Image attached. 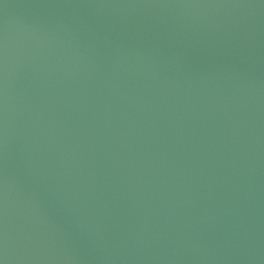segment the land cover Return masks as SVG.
Instances as JSON below:
<instances>
[{"label": "water", "instance_id": "95a60500", "mask_svg": "<svg viewBox=\"0 0 264 264\" xmlns=\"http://www.w3.org/2000/svg\"><path fill=\"white\" fill-rule=\"evenodd\" d=\"M2 264H264V0H0Z\"/></svg>", "mask_w": 264, "mask_h": 264}, {"label": "snow or ice", "instance_id": "6c2138e0", "mask_svg": "<svg viewBox=\"0 0 264 264\" xmlns=\"http://www.w3.org/2000/svg\"><path fill=\"white\" fill-rule=\"evenodd\" d=\"M0 264H2V261H0Z\"/></svg>", "mask_w": 264, "mask_h": 264}]
</instances>
